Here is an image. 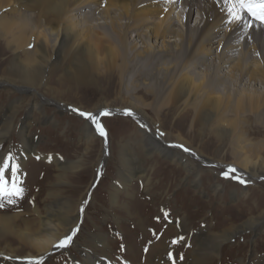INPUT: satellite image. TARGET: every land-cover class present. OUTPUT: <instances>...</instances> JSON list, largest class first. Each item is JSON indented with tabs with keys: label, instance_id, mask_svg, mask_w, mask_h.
I'll return each instance as SVG.
<instances>
[{
	"label": "rangeland",
	"instance_id": "1",
	"mask_svg": "<svg viewBox=\"0 0 264 264\" xmlns=\"http://www.w3.org/2000/svg\"><path fill=\"white\" fill-rule=\"evenodd\" d=\"M71 1L73 0H10L7 6L0 7V16L3 14L2 17L9 18L14 23L9 34H0V79L7 78L16 63L37 65L42 47L46 53L43 63L48 68L45 79L48 82L43 86L33 87L32 92L21 87L14 90L11 85L0 84L1 126L5 125L6 110L12 100L22 101L24 105L16 111L3 149L7 153H15L18 161L22 158L20 152L26 156L24 170L20 171L22 170L23 184L25 183L26 188L29 187L23 199L17 203L24 204L22 209L13 208L7 213L0 210V215L19 213L27 221L30 219L36 222L40 220V215H46L54 202L72 205L71 214L79 215L73 242H82L90 234L101 232L108 237L112 255H116L118 259L123 256L127 260H131L126 254L130 248L140 253L141 249L148 246V241L142 243V239L152 231L149 226L157 224L158 230L162 232L169 226H176L179 214L185 211L191 217H197L195 221L192 219L198 224L195 225V230L208 221L213 222L215 229H224L232 224H240L251 216H259L264 211V181L258 178L264 177V174L252 177L248 184H241L238 180L223 175L228 170L227 165H235L233 139L231 135L218 136L215 128L217 109L232 118L233 113L228 112L230 107L198 105L197 102L186 100L179 92L175 97L177 87L168 83L169 75L163 68L164 60L157 56L138 59L130 54L128 48L130 55L126 60L127 68L125 71L121 70L123 58L118 51L121 36L111 27L100 24L104 20L99 15V19H92L88 23L95 28L92 32L88 25L80 24L85 35L66 39L67 32L64 31L62 40L66 45L61 50L55 49L46 34L47 29L50 31L58 28L68 17L81 21L86 15L71 11ZM81 1V10L86 12L87 5H93V2L99 4L103 0ZM175 6H179L182 18L177 17L175 9L171 8L160 15L150 14L149 19L164 24L172 22L175 25L177 21L178 26L175 27L184 29L182 21L187 8L179 0H176ZM192 16L193 22L190 25L193 27L199 14L195 11ZM104 32L110 36H105ZM14 33L18 35L12 38ZM22 33L24 36L20 38L19 34ZM217 46L218 43L215 47ZM180 55L171 61H190V68L186 71L195 80H207L212 91H220L226 87L233 95L254 92L249 82L238 76L235 79L225 76L220 84H216L219 73L214 67L206 71V66L194 65L197 60L194 52L188 57ZM252 59L253 57L249 58L248 62L251 63ZM208 60L207 64L210 62ZM76 62L86 65L89 71L88 78L82 84H72L65 80L70 66L75 67ZM175 75L178 78L181 70H177ZM254 87L263 92L261 85ZM50 89L55 91L50 92ZM34 98L40 101L43 111L27 113ZM134 103L138 105L135 106ZM105 109L109 114L100 116L99 122L107 132V141L97 132L93 138H86L85 125L89 123L88 125L95 126L81 117L79 111L98 115ZM117 109L130 110L143 116L145 120L117 114ZM208 112L215 117L206 123L202 116ZM25 121L29 124L25 130L26 136L33 141L31 145L35 148L34 152L22 148L25 142L21 141L19 130ZM238 121L239 128H243V136L254 147L257 144L258 153L264 159V115L257 116L248 112L238 118ZM144 131L146 134L151 131L168 143H178L189 149L190 153H186L176 147L195 165L198 173L188 177L179 162H173L157 151H145L142 141L146 136ZM124 143L129 145V159H134L141 166L142 171L139 173L129 175L123 166L127 158L119 159ZM196 154L204 160L196 158ZM250 154L253 155L251 152ZM73 162H78L79 167L63 169L70 167ZM237 174L243 177L239 172L231 175ZM142 176L143 180L150 181L149 189L145 188L146 182L141 180ZM196 177L201 180L197 185L193 184ZM151 194L158 198L157 201L150 202L146 199ZM258 209L261 211L258 212ZM126 210L145 221L147 230L141 232L135 228ZM12 237L15 238V235ZM14 240L2 241L0 247L9 251L12 249L13 254L0 257V264H28L29 260H39L41 255L37 249L17 240V237ZM182 254L179 255L180 261L190 264L186 251ZM215 255V264H264V226L257 234L249 230L237 234ZM74 258L79 259V256L71 243L67 247L52 250L42 264H69Z\"/></svg>",
	"mask_w": 264,
	"mask_h": 264
},
{
	"label": "bare ground",
	"instance_id": "2",
	"mask_svg": "<svg viewBox=\"0 0 264 264\" xmlns=\"http://www.w3.org/2000/svg\"><path fill=\"white\" fill-rule=\"evenodd\" d=\"M179 1L182 2L184 8H187L184 20H180L182 21L184 29L175 27L178 26L177 21L175 25L172 22L164 24L149 19L150 14L160 15L162 13H167L171 8L175 9L177 17H181L179 6H175L176 0H103L99 4L93 2L91 3L93 5H87L86 8L88 11L86 12L81 10V0H73L70 2L72 7L71 11L73 10V12L75 11L81 15L86 14L84 18H81L82 22L74 18L69 19L68 17L66 22H63L58 28L50 31L47 29L46 34H48L52 40L55 49L61 50L66 45L62 40L64 31L68 34H66V39H70L75 35H85L84 28H81L80 24H85V26L88 25L92 32L95 28L93 24L88 23L92 19H99L97 18L99 15L100 19L104 20L99 22L100 24L111 27L121 36V44L120 46L118 45V51L123 58L120 65L121 70L125 71L127 68L128 62L126 60L128 59L129 52L137 58L154 55L157 56L158 59L161 58L164 60L163 68L167 75H169L168 83H170L172 87H177L175 97L179 92L186 100L197 102L198 105H216L217 107L220 106L223 108L229 106L228 112L233 113V117L228 118V115L223 114L221 109L218 108V119L216 121L215 130L220 137L227 135L232 136V150L236 160L234 167L237 169V172L243 175L244 179L250 182L252 177L258 174H264V159L258 153L257 144L254 147V144L243 136L241 130L243 128H239L238 118L248 112H253L257 116L264 115V25H261L258 21H254V26L251 29L242 26L228 15L230 5L226 3L225 0ZM9 2L10 0H0V7L7 6ZM195 11H197L199 16L196 19V24L194 23L195 25L192 27L190 24L193 22L192 15ZM2 15L0 16V34L5 36L12 31L11 28L14 23L9 21V18H5L4 16L3 18ZM70 16H72V14ZM124 19H128L129 21H124ZM23 33L19 34L20 38H23ZM88 33L90 34V32ZM16 34L17 33H14L12 38H15ZM104 35L107 37L110 36L105 32ZM43 36H45V34H43ZM131 38L133 40L129 42L128 40ZM217 43L218 46L215 47ZM128 48H130V51ZM192 52L197 54V60L195 59L194 65H204L206 66V71L214 67L219 73L216 76V78H218L216 84H220L221 79L225 76L234 79L238 76L241 80L246 79L252 86L254 92L233 95L226 87L220 91H212L209 86L210 83L207 82V80H195L189 75L187 71L191 65L189 64L190 61L186 62L182 59H180L182 61L181 63L180 60L171 61L172 58L176 59V56L179 54L183 55V57H188ZM38 57L39 62L37 65L31 64L30 66H26L24 63V65H21V63L17 65L18 63L15 62L16 65L10 69L8 77L0 79V84L11 85V88L14 90H17L19 87H21V89L25 88L24 90H27V92H32L33 87L43 86L48 82V80L45 82L48 68L46 69V66H44L45 63H43L46 58L43 47ZM252 57V62L249 63L248 59ZM32 58L33 57H31V60ZM208 59H210L209 64H207L209 61ZM26 64L28 65V63ZM158 66H156V68ZM70 67L67 74L68 76L65 80L72 84L84 83L89 74L87 66L83 63L76 62L75 67ZM54 69H56V67L52 68V71H54ZM177 70H181V75L178 78L175 75ZM254 85H261L263 92H260ZM50 90V92L55 91L54 89ZM9 91L12 92L11 90ZM34 93H36V91ZM37 94L42 95L41 93ZM39 102L40 101L34 98L32 107L28 109L27 113L37 110L43 111ZM134 104L136 106L137 103ZM23 106L22 101L12 100L7 107V114H5L4 120L5 125H0V161H2L7 154L3 149V144L9 137L8 133L12 126V121L17 114L16 111ZM105 111L109 112L106 109ZM115 112L117 113L118 111L115 110ZM137 116L141 121L145 120L143 116H139L138 114ZM214 117L215 116L209 112L202 116L206 123H209ZM88 124L85 125L84 133L86 138L91 139L97 133L95 127ZM28 125V122H22L19 130L20 139L22 142H25L22 147L23 149H29L31 152H34L33 150L35 148L33 149V145H31L33 141L26 136L25 130ZM145 131L144 133L146 134L147 132ZM178 140L180 142L183 141L182 139ZM142 141H144L145 151H157L166 155L173 162H179L187 172L188 177L195 176L198 173L197 168H194L195 165L176 149V147L181 148L178 143H168L163 140L160 135L157 136L151 131L146 134ZM121 148L123 151L119 159L123 160L127 158L123 166L127 169L129 175H134L142 171L138 162L135 163L134 159H129V145L124 143ZM185 152L190 153V151ZM250 152L253 155H251ZM19 155L22 157L21 160H19L20 169H23L27 159L21 152ZM196 158L204 160L197 154ZM207 162L210 163V161ZM77 163L78 162H73L70 167H63V169H74L79 167ZM131 163L134 164L132 165ZM142 177L141 180L146 182L144 185L145 188H147L150 186V181L143 180L144 176ZM194 179L193 184L196 185L201 181L200 178L198 179L197 177ZM24 187L26 190L29 188H26L25 183ZM146 197L150 202H154V200L157 201L158 199L154 194ZM249 199L248 197V200ZM23 206L24 204L20 203L15 206H6L4 209L0 210L7 213L13 208L22 209ZM71 206L72 205H67L66 203L54 202L53 205L48 208L46 215H40V220L36 222L30 219L27 221L19 213L13 215L1 214L0 245L2 241L6 240L14 242V239L17 237V240L19 239V241H22L26 245H30L32 248L37 249L40 253L39 255H41L39 260L43 262L49 257L52 250L62 248L57 247L61 239L71 234L73 230H76L79 215L71 214L73 210ZM260 211L261 209H258V212ZM35 212L38 211L35 210ZM126 212L131 217V222H133L135 228L141 230V232H143L142 230H147L145 221L132 216L133 214L130 210H126ZM185 212L179 214L180 219H178L176 226H169L166 230H162V232L158 230L159 227L157 224L151 227L149 226L148 228L152 231L150 234H148V232V235H145L142 239V241H144L142 243L148 241V246L143 250L141 249L140 253H136V250L134 251L130 248L126 254L131 260L123 259V256H120L119 259L116 255L113 256L112 248L110 244H108L107 235L101 232H95V234H90L88 238H85L82 242L76 243L72 240L73 248L77 252L79 259H71L72 261L69 264H183L182 261H180L179 255L181 253L185 254V251L190 264H215V254H218L222 246L230 242L237 234L247 230L257 234L262 231L264 226V211H262L257 217L251 216L240 224H232L229 225L230 227L224 229H215V225L213 226L212 224L213 222L208 223V221L206 225L202 226L203 228L201 227L195 230V225L198 224L194 221L197 217H191ZM65 226H68V228L65 229ZM12 235H15V238H11ZM177 240L178 242L174 243V241ZM8 254H13L12 249L9 251L0 247L1 258Z\"/></svg>",
	"mask_w": 264,
	"mask_h": 264
},
{
	"label": "snow or ice",
	"instance_id": "3",
	"mask_svg": "<svg viewBox=\"0 0 264 264\" xmlns=\"http://www.w3.org/2000/svg\"><path fill=\"white\" fill-rule=\"evenodd\" d=\"M230 5L228 9V15L233 20L237 21L244 27L249 29L253 28V22L258 21L261 25H264V0H225ZM73 111H78L73 109ZM109 113L107 111L101 112L98 115H94L89 112L79 111V115L93 125H95L96 132L105 137L107 141V132L103 125L99 122L100 116H106ZM127 115H133L131 111L126 110ZM184 151L189 149L184 148L183 145H179ZM237 173L235 167H229L223 175L226 178H232L238 180L241 184H248L249 181L241 177L239 174L232 176L231 174ZM26 189L21 178V171L19 161L13 152L6 154L5 158L0 161V209H4L6 206H15L20 200L23 199ZM76 235V230H73L71 234L65 236L60 240L57 247H67L72 243L73 237ZM178 242V241H174ZM183 259V257H181ZM28 264H42L40 260H29Z\"/></svg>",
	"mask_w": 264,
	"mask_h": 264
},
{
	"label": "water",
	"instance_id": "4",
	"mask_svg": "<svg viewBox=\"0 0 264 264\" xmlns=\"http://www.w3.org/2000/svg\"><path fill=\"white\" fill-rule=\"evenodd\" d=\"M116 111H118L117 114H125V115H127V114H126V110H125V111H119V110H116ZM129 111H130V110H129ZM131 113H133V115H128V116L135 117V118H139V117L137 116V114H135L134 112L131 111ZM181 149H182V148H181ZM229 167H234V166H231V165L228 166V165H227V168H229ZM258 180L264 181V177L258 178Z\"/></svg>",
	"mask_w": 264,
	"mask_h": 264
}]
</instances>
